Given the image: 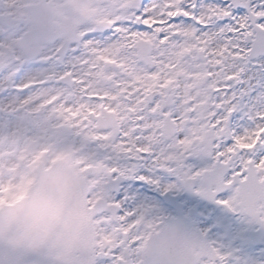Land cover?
Segmentation results:
<instances>
[{"label": "snow or ice", "instance_id": "6c2138e0", "mask_svg": "<svg viewBox=\"0 0 264 264\" xmlns=\"http://www.w3.org/2000/svg\"><path fill=\"white\" fill-rule=\"evenodd\" d=\"M49 154L85 247L0 264H229L197 222L264 226V0H0V213Z\"/></svg>", "mask_w": 264, "mask_h": 264}, {"label": "clouds", "instance_id": "9594fccd", "mask_svg": "<svg viewBox=\"0 0 264 264\" xmlns=\"http://www.w3.org/2000/svg\"><path fill=\"white\" fill-rule=\"evenodd\" d=\"M35 175L38 183L29 198L16 208L0 213L5 221L2 237L27 247L67 244L71 252L82 249L86 228L73 212L72 174L67 165H57L51 172L39 166Z\"/></svg>", "mask_w": 264, "mask_h": 264}, {"label": "flooded vegetation", "instance_id": "af4514ba", "mask_svg": "<svg viewBox=\"0 0 264 264\" xmlns=\"http://www.w3.org/2000/svg\"><path fill=\"white\" fill-rule=\"evenodd\" d=\"M70 151L67 148H52V153ZM53 162L52 155L45 156L40 163L50 165ZM215 211H209L208 216L215 217ZM163 214L176 218L177 213L171 209L163 211ZM228 227H222L218 222L213 225H203L197 222L200 228H211L209 239L214 241L225 252L233 255L229 264H264V226L250 222L249 218L239 214H232L230 218L223 211ZM227 214V215H226ZM230 221H228V220Z\"/></svg>", "mask_w": 264, "mask_h": 264}, {"label": "water", "instance_id": "95a60500", "mask_svg": "<svg viewBox=\"0 0 264 264\" xmlns=\"http://www.w3.org/2000/svg\"><path fill=\"white\" fill-rule=\"evenodd\" d=\"M65 164L67 163L66 161L64 162ZM61 163H58L56 164L55 166H53L50 170L52 171L53 168H55L57 165H60ZM63 164V163H62ZM50 171V172H51ZM46 172H49L46 171ZM72 203V202H71ZM72 208H73V204H72ZM10 219V217H9ZM4 218L3 217H0V241H8L6 239H4L2 237V233H3V227H4ZM10 242V241H9ZM32 248H39V249H51V250H55V251H60V252H71V248H70V245H62V246H33Z\"/></svg>", "mask_w": 264, "mask_h": 264}, {"label": "rangeland", "instance_id": "374dc122", "mask_svg": "<svg viewBox=\"0 0 264 264\" xmlns=\"http://www.w3.org/2000/svg\"><path fill=\"white\" fill-rule=\"evenodd\" d=\"M204 204H205V203H204ZM205 205H207V204H205ZM207 206H208V205H207ZM212 210H213V211H219L218 213H219V217H220V214H221V212H220L221 210H220V209H217V208H215V207L212 208V207L208 206V212H209V211H212ZM163 211H166V208H165ZM221 218H222V217H221ZM229 218H230V217H229ZM224 219H226V218H224Z\"/></svg>", "mask_w": 264, "mask_h": 264}]
</instances>
